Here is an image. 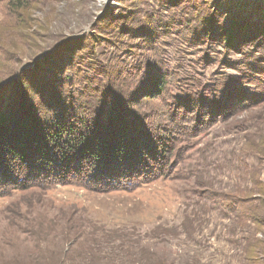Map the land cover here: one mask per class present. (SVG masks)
<instances>
[{
    "label": "rangeland",
    "instance_id": "rangeland-1",
    "mask_svg": "<svg viewBox=\"0 0 264 264\" xmlns=\"http://www.w3.org/2000/svg\"><path fill=\"white\" fill-rule=\"evenodd\" d=\"M30 2L14 16L0 9L9 75L78 40L67 44L83 43L66 73H77L75 85L92 74L88 69L116 65L131 73L147 59L166 67L169 88L161 99L176 97L192 77L246 92L240 108L225 115L214 109L212 121L197 126L199 135L167 179L130 193L65 186L0 198V264H264L260 252L247 258L244 248L247 239L264 243V227L241 224L216 196L251 193L249 204L264 209V0ZM19 21L27 28H14ZM145 25L155 32L152 40L136 35ZM160 107L150 102L142 113ZM91 181L103 191L123 186Z\"/></svg>",
    "mask_w": 264,
    "mask_h": 264
},
{
    "label": "trees",
    "instance_id": "trees-1",
    "mask_svg": "<svg viewBox=\"0 0 264 264\" xmlns=\"http://www.w3.org/2000/svg\"><path fill=\"white\" fill-rule=\"evenodd\" d=\"M31 5L30 0H0L6 16L27 11ZM20 27L27 28L25 23L14 28ZM143 30L136 35L154 38L150 25ZM69 42L78 40L48 50L32 65L9 75L4 71L7 49L0 38V198L32 188L65 186L130 193L167 179L185 153L184 146L199 135L197 126L204 128L218 109L225 115L230 108H240L244 99L245 87L239 90L221 80L211 88L199 77L182 84L176 97L161 99L169 88L166 67L161 61L148 64L147 59L131 73L116 65L88 69L92 74H84L82 84L75 85L77 73L74 77L66 73L74 67L83 43L80 48L67 47ZM150 102L161 103L160 110L145 115L142 107ZM96 176L123 186L107 188L110 191L93 188L91 178ZM259 192L264 195V188ZM216 196L219 202H228L225 207L241 224L264 227V220L257 217L264 218V209L249 204L251 193L226 199L223 194ZM263 244L247 239L246 257L259 252L264 256ZM68 251L64 262L72 260ZM153 264L166 263L156 260Z\"/></svg>",
    "mask_w": 264,
    "mask_h": 264
}]
</instances>
